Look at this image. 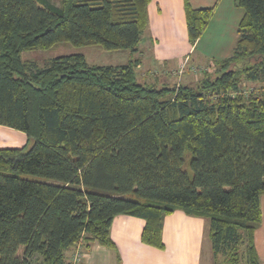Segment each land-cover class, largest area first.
<instances>
[{"label":"trees","instance_id":"obj_1","mask_svg":"<svg viewBox=\"0 0 264 264\" xmlns=\"http://www.w3.org/2000/svg\"><path fill=\"white\" fill-rule=\"evenodd\" d=\"M61 2L0 0V124L27 135L0 147V264H74L69 252L84 256L95 242L121 264L117 215L144 219L142 241L165 249L164 219L177 209L208 220L216 264H261L264 0H236L244 15L227 56H189L175 76L141 78L142 55L116 65L82 53L45 66L23 59L60 42L141 51L152 0ZM184 9L195 45L214 8Z\"/></svg>","mask_w":264,"mask_h":264},{"label":"crops","instance_id":"obj_2","mask_svg":"<svg viewBox=\"0 0 264 264\" xmlns=\"http://www.w3.org/2000/svg\"><path fill=\"white\" fill-rule=\"evenodd\" d=\"M191 2L195 8H214L213 16L203 35L210 32L212 36L210 41L213 40L216 45L205 43L199 52L196 51L203 35L195 45L189 41L184 0H152L149 5V26L144 43L150 42L151 38L149 50L152 51V61L159 60L165 68L171 62L177 61L175 63L177 69H174V72L188 60L189 56L193 57L195 52L202 60L207 59L208 55L213 58L227 56L239 36L238 26L244 9L237 5L236 0ZM203 62L205 61H198L196 64ZM26 142L27 135L24 132L0 124V147H22ZM261 208L262 221L255 232V245L261 264H264V194L261 196ZM206 223L207 219L190 216L182 209L167 215L163 228L165 249L142 241L145 220L140 217L117 215L111 232L122 258L121 264H216L209 230L204 233ZM68 255L73 257V252H69ZM83 264H117L115 252L95 242L85 252Z\"/></svg>","mask_w":264,"mask_h":264},{"label":"rangeland","instance_id":"obj_3","mask_svg":"<svg viewBox=\"0 0 264 264\" xmlns=\"http://www.w3.org/2000/svg\"><path fill=\"white\" fill-rule=\"evenodd\" d=\"M61 1L62 0H37L39 6L47 7V8H50L52 10H55L56 7L60 8L61 3H62ZM210 37H212L210 35V32L203 35L202 41H201L200 45L198 46V49L196 52H199L202 45L205 43L210 42L209 44L216 45V43L213 40L210 41ZM147 38H149V37H147ZM149 40H150V42L146 43V41H145V43L142 42L140 44L139 48L143 52L140 51L139 53H135L134 55H132V52L130 49L105 50L99 45L77 47V46H74L73 44H71L69 42H60V43L54 45L53 47H51L49 49L24 51L22 56H23V59H31V60L37 62V64L39 66H45L46 63L48 61H50L52 58H55V57L60 56V55H67V54H73V53L84 54L86 56L87 61L90 64H114V65L128 63V61L130 59H136V58L141 57V55H142L141 58L143 59L144 65L140 68H137L138 74H139V72L141 74V76L139 78L144 76V73L146 71L155 72V70H156V71L162 73L164 71L169 70V71H172V73H173L174 69H177V66H175V63H177V61L171 62L167 66L168 69L165 68L162 65V63H159V60L152 61V58H151L152 51L149 50L152 40H151V38H149ZM196 52L193 54V59L196 62H198V61L202 62V61H206L207 59L212 58V56L208 55L207 59L202 60V58ZM230 52H228V54ZM190 64H191V62H190ZM204 65L206 66V64H204ZM212 68H214V67L212 66ZM212 70L213 69H211V71ZM189 73H190V75L187 74V76H186L187 79H195L196 80V78H199L202 76L203 72H202V70L198 71L196 75L193 72H189ZM184 74H186V72ZM172 75H174V73ZM184 79H185V77H183V80ZM252 87H254V85H252V83H247V87H246L247 89H250ZM15 144H17V143H15ZM207 230H208V223H206L204 233H206Z\"/></svg>","mask_w":264,"mask_h":264},{"label":"built area","instance_id":"obj_4","mask_svg":"<svg viewBox=\"0 0 264 264\" xmlns=\"http://www.w3.org/2000/svg\"><path fill=\"white\" fill-rule=\"evenodd\" d=\"M82 256H83V253H82L81 249L78 248L76 250L75 254L73 255L74 264H82V262H81Z\"/></svg>","mask_w":264,"mask_h":264}]
</instances>
